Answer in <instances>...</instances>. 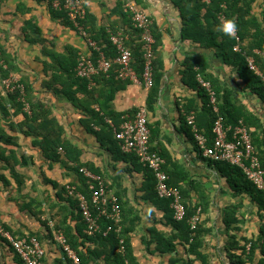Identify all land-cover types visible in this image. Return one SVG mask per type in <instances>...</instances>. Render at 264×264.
Returning <instances> with one entry per match:
<instances>
[{"label": "crops", "instance_id": "0c3cea01", "mask_svg": "<svg viewBox=\"0 0 264 264\" xmlns=\"http://www.w3.org/2000/svg\"><path fill=\"white\" fill-rule=\"evenodd\" d=\"M125 1L135 3L152 21L151 31L158 36L156 55L162 64L159 69L161 77L158 95L150 107L146 105L150 87L145 86L141 74H137L132 57L131 66L137 79L118 78L129 82L116 90L109 101L106 96L114 86L100 77L95 76L93 85H88L94 88V96L90 98H96V102L89 104L90 98L84 91H75V97L82 104L99 114L106 112L109 115L104 116V121L111 127L110 135L100 133L98 123L88 122L87 115L82 111L83 105L76 106L60 91L61 81L52 80L55 74L61 78L68 74L61 69L70 65L72 54L97 53L88 47L85 37L69 21L55 16L45 0H0V65L7 68L3 60L6 58L14 68L5 77L0 70V99L8 110V115L1 119V125L14 141L13 144L0 141V156L9 159L7 162L0 159V222L11 232L38 235L45 249L42 264H70L66 263L54 243H48L45 234L50 231L55 238L62 233L75 236L78 234L77 227L82 228L83 222L75 209L78 203L69 194L67 186L78 190L82 188L78 168L85 167L101 174L109 191L118 194L124 207L132 211L131 216L139 217L129 238L137 263L170 264L176 257H185L180 244H175L176 251L172 253L159 252L156 237L170 234L172 226L164 211L152 201L156 197L151 199L147 196L143 185L146 168L134 154L122 152L114 140V128H118L125 118H133L132 111L143 108L150 128L151 146L164 153L168 175L171 178V173H185L187 181L194 183L189 202L206 206L201 222L205 228L211 229V233L204 239V250L211 254L212 264H226L223 246L227 230L224 219L230 215L228 212L225 216V212L230 211L227 208L239 205L235 211L237 222L231 224V228L236 229L237 237L244 235L248 238L258 230L257 208L249 195L233 194L225 167L215 166L196 149L191 135L194 132L192 129L191 133L185 123V114L188 110L197 114L201 100L197 91L184 80L186 65L192 59L206 62L204 72L234 90L237 98L262 122L259 129L251 126V131H264L263 104L256 95L243 88L244 82L236 68L225 62L221 49L219 52V49L203 47L183 35L180 8L171 0H85L84 27L100 51L104 43L102 34L111 30L128 32L130 24L124 8ZM186 1L183 4L187 5ZM202 1L206 4L210 2ZM188 4H192V0ZM222 8H226L224 3ZM237 8L248 22L241 27L247 32L241 44L247 47L257 41L252 33L260 31L262 34L259 36H264V0H236L233 9ZM221 16L225 17L220 13L219 20ZM126 35L125 43L130 47L132 42ZM263 38L258 42H263ZM262 58L264 48H253L246 60L247 63L252 60L257 67L256 61ZM9 76L23 84L24 88L26 86L25 96L28 103H34V109L38 104L40 113L48 111L47 117L37 119L36 123L42 127L39 133L29 132L24 124V112L29 113V105L28 111L16 110L7 100L2 80ZM75 88L73 85L72 89ZM53 129L62 140L53 153L58 156L56 160L49 159L52 152L45 150L48 138L43 137L45 131ZM66 147L70 152L65 151ZM12 171L17 175H12ZM17 180L21 181L20 184ZM32 212H37V216ZM0 264H19L10 246L2 240ZM194 264L199 263L194 261Z\"/></svg>", "mask_w": 264, "mask_h": 264}, {"label": "trees", "instance_id": "16d2710c", "mask_svg": "<svg viewBox=\"0 0 264 264\" xmlns=\"http://www.w3.org/2000/svg\"><path fill=\"white\" fill-rule=\"evenodd\" d=\"M172 3L180 8L182 20L184 23V32L183 35L187 38L192 39L194 42H199L201 46L210 48V49H221L225 57V62L228 64L233 65L236 68L237 74L239 75L242 82H244V89H248L249 92L256 95L258 100L263 104L264 108V79L263 76L258 75L249 68L247 63V57L251 54V50L253 48H258L262 50L264 48V36H259L262 33L258 31L256 34L252 33L253 39L257 41L254 43H249L246 47L240 43V51L232 50L234 45V39L232 37L225 36L221 32L217 31V25L221 22L218 18L220 13H223L226 18L233 19L234 15H236L235 21L238 25V34L241 38V41L244 37H246L247 32H245L241 27L245 26L248 22H246L242 17V14L239 12V8L233 9L234 3L236 0H210L209 3H205L202 0H192V4H188L190 0H187V5L184 3V0H171ZM222 3L225 4L226 8H222ZM204 9V11H202ZM55 16L65 19L67 22L68 17L66 16L65 11L62 10H54L51 8ZM245 14L247 12H244ZM128 22H129V30L125 32L129 35L130 41L132 42L131 46L129 47L131 50V57L133 58V65L137 71V74H142L144 60H143V53L141 49L142 45V35L141 31L137 28L132 26V22L130 20L129 15L126 13ZM86 20V19H85ZM71 26V22H68ZM73 27V26H72ZM152 27V26H151ZM116 31L111 30L106 34H102L103 39V48L102 52L107 58H114L116 56V50L110 41V33H114ZM152 36L154 38V43L152 46V76H153V83L149 88L148 97L146 100V105L151 106L152 103L155 102L156 97L158 95V84L159 79L161 77V71L159 70L162 67V64L159 59H157L156 49H157V42L158 36L152 32ZM260 38H263V42H258ZM252 41V40H251ZM229 49V50H227ZM4 58V53L1 54ZM97 53H94L93 57L96 58ZM77 55L72 54V62L68 67H62V71H67L68 74L61 78L59 76L53 75L52 80H60L61 81V88L60 91L68 97L69 100L73 101V103L80 107L83 105L82 111L87 115V121L91 123H98L101 127L100 133L106 132L107 134L111 135V127L104 121V116L107 115L106 112L104 114H99L97 111L89 107L88 105L82 104L75 97V91L80 90L86 93L87 97L94 96V88L88 86V80L85 78H81L76 75L75 67L77 64ZM4 62L7 64V68H3L0 65V70L3 72L2 76H6L7 72L14 69L13 66L8 62L6 58L3 59ZM190 63L186 65L184 71V80L187 85L195 89L198 93V96L201 100L200 107L198 109L197 114L193 111L188 110L186 112L185 123L189 126L192 133V126L187 122V116L192 114L194 117V125L197 131L201 132V134L206 138V144L210 145L212 143V139L214 138L213 127L215 121L218 117H221L222 123L224 127H231L234 128L239 122H242L243 125L248 130L250 140L254 147L255 153L257 154L261 165L264 167V131L262 133L251 131L250 127L255 126V129H259L262 122L260 119L243 103L242 100L237 98L232 88L228 86L221 85L217 79L212 78L211 75L206 74L204 72L205 66L207 65L206 62L201 61L199 59L189 60ZM256 65L262 75H264V58L262 60H257ZM194 67H197L196 69ZM116 65H113L111 70L107 73H100L96 75V77H100L101 79H105L108 84L113 85V89L108 91L106 99L109 101L116 90L123 88L126 83L129 81H122L116 77ZM66 72V73H67ZM198 76L203 81L209 83L210 89L213 91L215 96V106L217 107V111L213 109V105L210 102V94L209 91L201 85L200 81L198 80ZM98 79V78H97ZM23 85V84H22ZM73 85L76 86L75 90L72 89ZM24 86V85H23ZM26 86L23 87V93H20L18 90L13 92H8L7 100L9 101L10 105L14 107L16 110H23L25 104L29 105V113L24 112L25 114V122L24 124L29 128V132L37 134L39 130L42 129L36 122L39 117H47L46 114L48 113L45 110L43 113L39 111V105H36L37 109H34V103H28L27 98L25 96L26 93ZM3 90V88H2ZM96 98H90L89 104L92 102H96ZM192 108V107H191ZM189 108V109H191ZM134 112L133 115L137 112V110L132 111ZM8 115V110L3 102L0 99V141L3 143H11L13 144V138L8 136L1 125V119H4ZM109 116V115H107ZM149 127V124H148ZM117 129V128H116ZM150 130V128H149ZM194 132V131H193ZM44 138H48L47 143H45V150L48 152H55V150L62 144V140H60L59 136L55 134L54 129L48 130L44 132ZM192 138L195 142L197 151L202 155V150L199 148L194 133L191 134ZM114 140L118 143V146L122 152H125L121 149L120 141L115 138L113 132ZM149 147L151 151L158 153L162 158L165 156L164 153L156 151L151 146V136L149 137ZM66 152H70L69 148L66 147ZM135 157L138 161L146 168L145 174V181H144V189L147 191V196L149 198L156 197V199H152L154 203L157 204L159 208L164 211L167 221L172 226L173 231L168 234L167 236H157V244L158 249L161 254L164 253H172L176 251L175 244H180V247L185 253V257H176L174 258L170 264H194V261H197L199 264H212L211 262V254L207 253L204 248L205 242L204 239L207 235L211 233V229L205 228V224L201 222V215L205 205L200 204H191L189 202L190 192L192 190V186L194 183L189 180L187 181L186 174L182 173L178 175V173H171V178L168 175L165 164L163 168L165 169L166 174L168 175V183L170 185L176 186L181 193L182 202L185 206L186 214L182 220H175L173 218L172 210L169 206V200L165 198H159L156 194V179L153 172L147 167L146 164L141 162L138 156ZM48 156L50 160H56L57 155ZM206 157L209 162L214 164L215 166H223L227 169L228 174V182L233 190L234 195H241L243 193L250 196L253 203L256 205L257 211L256 216L258 217L259 224L258 230L256 234L250 238L246 236L240 235L239 237L235 234V228H231V224L237 222V217L235 216L236 208L239 205H236V208L231 206L229 209L230 211L225 212V216L228 212L230 215L224 219L225 225L227 226L226 230V240L224 242V261L226 264H264V192L259 190L245 175L242 169L237 166L230 164L225 161H218L213 160L210 157ZM74 160L77 157H73ZM0 159H4V161H8V157H1ZM78 173L79 168H78ZM97 173V172H94ZM81 174V173H80ZM99 174V173H97ZM12 175L16 176L17 174L12 171ZM101 175V174H100ZM82 176V175H81ZM18 179V178H17ZM105 181V180H104ZM183 181L185 184H183ZM20 180H17V183L20 184ZM106 183V182H105ZM107 185V184H106ZM77 187V186H76ZM108 187V185H107ZM83 188V189H82ZM82 188L77 191L85 194L88 198L90 203V208L93 214H96V208L92 205L90 201V191L88 189L87 182L85 178L82 176ZM107 190H109L107 188ZM118 199L121 209V216L120 221L115 223L113 220L102 216L98 223H99V230L88 234L86 232V222L82 218L80 213L78 204H75V209L77 211V215L79 216L80 220L83 222L82 228L77 227L78 234L75 236L64 235L66 243L69 247L78 255L79 260L83 264H139L137 263L135 257L133 256V252L130 245V233L133 231L134 226L139 221L138 216H131L132 211L128 208L124 207L121 198L118 194L114 193ZM235 207V206H234ZM199 208V219L197 224L194 228H191L189 223V219L194 216ZM167 213H170L167 215ZM32 214L37 216V212H32ZM1 223V222H0ZM3 226V225H2ZM58 229L59 227L56 226ZM110 227V229H108ZM3 228L7 231L8 227L3 226ZM11 232V231H9ZM15 237L21 239H27L31 236L37 238L40 242L42 247L44 245L37 237V234L34 233H26V234H19L11 232ZM61 233V232H60ZM48 240V243H54L55 246L61 251L63 255V259L66 263H70L71 261L68 256L65 254L62 246L56 240L55 236L53 237L48 231L45 234ZM158 235V234H157ZM79 239V240H78ZM0 240L4 243H7L11 250L14 252L16 256V262L19 264H25V262L21 259V257L16 253V251L11 247V245L7 242V240L0 235ZM120 240H122L123 251H118L120 246ZM147 246L149 242L146 243ZM178 252V251H177ZM45 253V249H44ZM42 264V260H41ZM224 264V263H223Z\"/></svg>", "mask_w": 264, "mask_h": 264}, {"label": "built area", "instance_id": "2783aa9c", "mask_svg": "<svg viewBox=\"0 0 264 264\" xmlns=\"http://www.w3.org/2000/svg\"><path fill=\"white\" fill-rule=\"evenodd\" d=\"M49 2L54 10L65 11L68 20L80 35L84 36L88 47L97 52L96 58L92 53H80L77 57L75 67L76 75L88 80V85H93L94 77L100 73L107 74L113 65H116V77L122 80H136V73L131 66V50L126 45L127 35L122 32L110 33V41L116 50L114 58H107L96 43L88 36L84 27L86 18L85 0H45ZM125 12L129 15L132 26L141 31L142 35V53L144 66L141 74L142 81L145 86L150 87L153 83L152 76V46L154 38L151 33L152 21L148 14L140 9L135 3L125 1ZM226 19L220 17V21ZM234 39L232 49L240 51L241 38L238 30ZM248 66L258 75L260 72L254 65L252 60H248ZM264 79V77H263ZM210 94V102L213 109L217 111L215 106V96L210 89L209 83L199 79ZM3 90L13 92L18 90L23 93V85L11 76L2 80ZM24 110L28 111V104H25ZM187 122L192 126L195 140L202 150L204 156L213 160L225 161L233 165L239 166L245 173L247 178L261 191L264 192V167L255 153L254 147L250 140L247 128L242 122H239L234 128L224 127L221 117L215 121L213 132L214 138L210 145L206 144V138L197 131L194 125V117L192 114L187 116ZM114 135L120 141L123 151L134 152L139 160L147 165L153 172L156 179V194L159 198L169 200L175 220H182L185 217L186 210L182 202L180 190L168 183V175L163 166L164 159L156 152L151 151L149 147L150 130L146 112L143 108H139L133 118H125L120 126L114 128ZM79 172L85 178L88 189L90 191V201L96 208L97 213L93 214L90 203L85 194L77 191L74 187L68 185L67 189L77 201L82 218L86 222V232L92 234L99 230V219L104 216L113 220L115 223L120 221L121 209L115 194L107 190V185L100 174L80 167ZM199 208L197 212L189 219L191 228H194L199 219ZM110 229V227H108ZM0 235L4 237L16 253L21 257L25 264H41L44 256V248L36 237L31 236L27 239L15 237L11 232L5 230L0 223ZM56 240L62 246L65 254L71 261V264H83L78 255L69 247L62 234L56 235ZM122 240L118 251H123Z\"/></svg>", "mask_w": 264, "mask_h": 264}, {"label": "clouds", "instance_id": "9594fccd", "mask_svg": "<svg viewBox=\"0 0 264 264\" xmlns=\"http://www.w3.org/2000/svg\"><path fill=\"white\" fill-rule=\"evenodd\" d=\"M238 30V25L235 19L226 18L217 25V31L225 36L234 38Z\"/></svg>", "mask_w": 264, "mask_h": 264}]
</instances>
